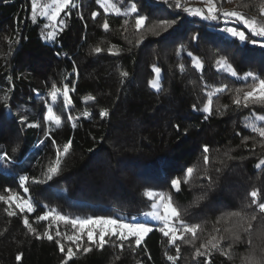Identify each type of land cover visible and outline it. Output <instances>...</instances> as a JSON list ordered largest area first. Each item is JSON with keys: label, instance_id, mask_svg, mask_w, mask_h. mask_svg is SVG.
Returning <instances> with one entry per match:
<instances>
[{"label": "trees", "instance_id": "trees-1", "mask_svg": "<svg viewBox=\"0 0 264 264\" xmlns=\"http://www.w3.org/2000/svg\"><path fill=\"white\" fill-rule=\"evenodd\" d=\"M113 2L122 12L135 2L138 13L117 15L104 12L95 0H74L76 7L61 13L54 24L39 14L33 21L32 0H0V157L8 156L0 159V195H11L5 191L11 189L31 199L36 208L20 213L12 203L17 215L10 217L5 212L9 205L0 202V264H61L69 247L76 251L75 244L65 238L77 232L70 223L57 222L62 235L55 237L56 223L36 220L50 209L72 218L114 216L153 227L139 247L134 238L120 248L115 237H106L109 243L102 249L92 244V251H78L69 264H173L165 252L176 255V249L159 232L161 222L143 215L156 202L144 195L146 189L170 194L187 223L202 225L194 245L177 241L180 258L175 264H206L209 258H194L195 249L218 235L214 228L228 236L223 229H235L238 221L233 217L217 224V219L234 211L244 212L249 219L255 213L253 229L241 232L232 259L220 250L210 256L211 264H242L249 249L259 252L258 232L264 228V214L255 205L245 207L251 203L253 189L259 190L258 202H264V166L255 167L264 158V146L262 138L246 126L252 122L264 126L255 120L264 114V106L237 107L233 98L235 89L247 91L253 83L244 78L245 73L252 71L264 78V48L240 41L223 29L236 27L253 39L264 38L252 37L242 23L225 22L222 16L215 21L192 16L176 8L175 0ZM216 2L218 7L259 18L260 0ZM182 3L204 7L202 0ZM93 11L99 13L96 18ZM138 14L147 18L140 30L134 26ZM125 19L129 23L123 26ZM59 20L66 26L59 25ZM105 20L109 31L102 27ZM161 20L176 24L166 30L157 28L159 35L148 31ZM53 30L55 39H46ZM141 36L144 39L137 44ZM97 46L103 51L95 53ZM113 46L117 54L108 51ZM189 52L201 59L202 69L194 67ZM221 57L227 58L237 76L217 64ZM154 67L160 69L159 74ZM124 72L128 75L122 76ZM154 79L160 90L150 85ZM66 84L74 88L67 107L62 95ZM53 85L61 90L55 103L50 97ZM216 88L225 90L217 93ZM209 92L213 93L211 114L202 111ZM88 96L95 100L86 101ZM49 106L61 116L60 127L45 119ZM103 109L109 114L101 118ZM85 111L91 115L84 116ZM21 117L26 119L21 121ZM69 141L70 152L62 158L60 173L47 181V168ZM205 146L208 164L203 161ZM189 167L195 171L184 183ZM22 176L29 177L24 185L28 192L20 185ZM175 178L181 179L180 191L171 185ZM24 215L38 234L52 224L49 231L54 239L29 232ZM56 239L64 244L65 252ZM230 242L222 243L223 250H228ZM83 246H89L86 235Z\"/></svg>", "mask_w": 264, "mask_h": 264}, {"label": "snow or ice", "instance_id": "snow-or-ice-1", "mask_svg": "<svg viewBox=\"0 0 264 264\" xmlns=\"http://www.w3.org/2000/svg\"><path fill=\"white\" fill-rule=\"evenodd\" d=\"M167 2V0H165ZM204 7H193L186 6L182 3V0H175V7L183 9L184 12L192 15L201 17L204 20H218L221 16L224 18L225 22L229 20H235L242 23L248 32L251 33L252 37H262L264 38V0H260L258 5V13L259 18L257 16H249L246 12L239 11L237 9H224L222 7L217 6L216 0H202ZM231 2V0H229ZM95 3L98 4L104 12H114L117 15H125L130 16L133 13H138V7L135 2H132L130 6L126 9L121 10V7L117 6L113 0H95ZM76 7L74 0H32L31 11H32V19L35 22L37 15L45 16L49 21H52L54 24L57 22L58 17H60L61 13H65L66 10L70 8ZM243 7H250V5L245 4ZM98 12L93 11L92 17L96 18L98 16ZM146 17L143 15H136L135 17V29L140 30L145 26ZM59 25L66 26L63 20L58 21ZM129 23L127 19L124 20L123 26H126ZM174 24H176L175 20H161L158 23L154 24L148 31L153 34L159 35L157 28L166 30L171 28ZM48 25H46L47 27ZM105 31L110 30V26L107 20L104 21L102 25ZM63 30V27L60 28ZM126 30V27H125ZM224 32L230 34L233 37H237L240 41H249L254 45H259L264 48V40L253 39L250 36L246 35L245 31L238 29L236 27H225L223 29ZM56 32L55 30L48 32L46 35V39L52 40L55 39ZM144 39L143 36L137 40V44H139ZM193 39H196L194 36ZM11 43V41H9ZM115 46L108 49L109 52H113ZM95 53H100L103 51L99 46L93 49ZM113 54H117L113 52ZM188 55L192 58V63L195 68L202 69L203 64L199 57L194 56L191 52ZM217 64L221 67H224L230 72L232 76H237V71L235 68L228 63L226 57H221ZM181 70L183 71L184 66L180 65ZM154 71L159 74L160 69L154 67ZM126 72L122 73V76H127ZM244 78H251L253 83L248 86L249 90L245 91L244 89L237 88L235 89V96L233 98V103L237 107L248 108L250 105H261L264 106V78H260L254 72L249 71L244 74ZM150 85L160 90L161 85L158 79H154L149 82ZM224 88H216L215 92H222ZM74 91V88L70 89L68 85L63 86V98H64V106L67 107L71 104V98L69 96V92ZM61 95V90L53 85L50 91V97L53 103H55L58 97ZM6 102L9 98L7 95L3 97ZM86 101H94L95 97L88 96L85 98ZM226 107V106H225ZM193 108H196V105H193ZM203 112L211 114L213 112V93L209 92L207 94V100L203 105ZM108 110L103 109L100 111L99 115L101 118L108 116ZM84 116H90L91 114L88 111L83 113ZM26 118L21 117V121H24ZM45 119L49 122H52L56 125V127H60L62 123V119L60 115H57L52 106H49L47 109V114ZM255 120L264 122V114L256 115ZM32 127H38L39 125H29ZM254 133H257L261 139L260 143L264 146V126H258L255 122H252L249 125ZM73 127H76L73 124ZM248 139V138H245ZM71 141L63 146V150L57 151L56 158L52 161L45 172L46 180L50 181L54 176H57L61 171V163L62 158L66 156L70 152ZM15 151V149H14ZM209 152V148L207 146L204 147V157L203 161L205 164L209 163V157L207 153ZM0 159L7 160V153L4 156L0 157ZM264 166V158H261L259 162L255 165L256 168H261ZM195 168L189 167L186 170V174L184 176V183H188L192 174L194 173ZM29 177L22 176L20 178V185L23 187L24 192H28L29 189L24 185L28 181ZM36 183H44L46 181H34ZM181 179L175 178L171 181V185L173 189L176 191H180ZM6 192L11 193V195L5 196L0 195V202H4L11 207L12 202H15V207L19 209L20 213H32L36 210L35 204L31 199H25L20 196L18 193L12 192L11 189H5ZM145 196L149 199L156 201L151 204V211L143 213V215L150 217L152 220H156L161 222L162 226L159 227V232L163 234L164 237H167V243L169 245L175 246L176 255H169L168 252H165V256L167 260L172 261L173 264L180 258V245L177 241H182L184 243L195 244L196 239L198 238V232L202 231V225L200 224H189L183 218L179 208L174 205L172 201V197L170 194H165L163 192H157L153 189H146ZM249 195L252 197L251 203L246 205L245 207L251 208L252 205H255L258 209L259 213L264 214V202H258L260 198V193L258 189H253ZM9 208L5 209V212L8 216L17 215L16 211H10ZM233 217L238 218L237 225L235 229L233 227H225L223 231L228 233V236H225L220 233L219 228H214L213 230L218 233V235H211L210 238L206 242H202L200 247L195 249L194 258L196 257H206L209 258L206 260V264H211L210 256L213 251L220 250L222 255H225L229 259H232V249L235 244L240 243L242 240L241 232L248 233L253 229V221L257 220V215L253 213L250 217L242 212V211H234L224 214L222 217L218 218L216 223L219 224L221 220L226 223L230 221ZM51 219L53 223L57 224V228L55 231V237H60L62 235L59 230L57 222H64L66 224L70 223L73 229H77V232L72 235H66L65 238L69 241H72L75 244L76 251H73L72 247H69L66 252L65 259L61 261V264H69L76 255L77 252L82 250L84 253H88L92 251V244H96L99 248H103L105 244L109 243L106 240V237H115L118 243V247L123 248L125 241H130V238H134V244L136 247H139L141 243L144 241V238L153 231V227L150 226L149 223H141V222H126L124 219H120L114 216H89L86 218H72L63 214L58 213L55 209H50L48 211H44L41 215L36 217L37 221H46ZM244 222H247V227H244ZM23 224L28 229L29 232L33 234H37V238H47L48 240H53L54 236L52 235L49 229L52 227V224L49 225V229H46L42 234L37 233V229L33 227V225L29 222L28 216L24 215ZM188 234H190L191 239H188ZM87 236V241L89 242V246L82 247V239L83 236ZM98 237V239H97ZM261 241V245H258L259 252L257 248H251L247 252V254L242 257V264H264V228H262L258 232V237ZM225 240H230L231 242L228 244V250H223L222 243ZM55 242L59 246L61 252H65L64 244L61 243L60 239H56ZM251 244V240L248 241ZM203 249V250H202ZM16 259L21 260V255L18 254Z\"/></svg>", "mask_w": 264, "mask_h": 264}, {"label": "rangeland", "instance_id": "rangeland-1", "mask_svg": "<svg viewBox=\"0 0 264 264\" xmlns=\"http://www.w3.org/2000/svg\"><path fill=\"white\" fill-rule=\"evenodd\" d=\"M42 2H45V0H42ZM13 204H15V202H12ZM12 204H11V207L9 208L10 211H12ZM148 219L152 220L150 217H147ZM152 221H156V220H152ZM156 222H159V221H156ZM98 238V237H97Z\"/></svg>", "mask_w": 264, "mask_h": 264}]
</instances>
